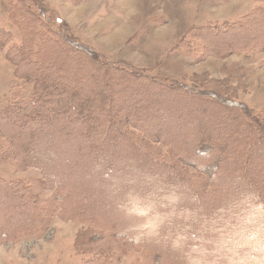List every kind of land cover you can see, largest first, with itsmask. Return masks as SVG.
<instances>
[{
	"label": "trees",
	"instance_id": "obj_1",
	"mask_svg": "<svg viewBox=\"0 0 264 264\" xmlns=\"http://www.w3.org/2000/svg\"><path fill=\"white\" fill-rule=\"evenodd\" d=\"M5 1L21 41L0 24V54L32 92L0 107V162L40 176H0V246L58 219L84 226L80 264H264V120L226 90L107 62L36 0ZM254 1L189 29L186 49L201 61L264 51Z\"/></svg>",
	"mask_w": 264,
	"mask_h": 264
},
{
	"label": "rangeland",
	"instance_id": "obj_2",
	"mask_svg": "<svg viewBox=\"0 0 264 264\" xmlns=\"http://www.w3.org/2000/svg\"><path fill=\"white\" fill-rule=\"evenodd\" d=\"M44 16L54 15L59 28L71 39L92 46L107 62L129 65L174 83L233 95L264 120V51L239 52L225 59L187 50L188 30L197 26L236 21L261 6L254 0H36ZM9 6L0 0V24L19 44L21 33L8 19ZM184 40V41H182ZM180 45V46H179ZM93 73V72H91ZM32 85L19 81L15 67L0 54V107L14 94L29 97ZM43 160V159H41ZM5 180L39 178L9 161L0 162ZM92 181V180H91ZM47 196V195H45ZM6 204H0V210ZM7 208V207H6ZM2 216V215H1ZM1 222L7 221L0 217ZM21 221V219H20ZM78 221L55 220L44 233L19 238L0 246V264H80L75 252Z\"/></svg>",
	"mask_w": 264,
	"mask_h": 264
}]
</instances>
